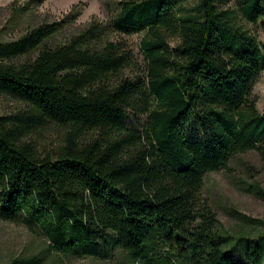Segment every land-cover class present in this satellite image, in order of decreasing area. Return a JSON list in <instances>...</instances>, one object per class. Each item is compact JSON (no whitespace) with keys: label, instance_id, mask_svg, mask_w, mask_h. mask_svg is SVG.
I'll list each match as a JSON object with an SVG mask.
<instances>
[{"label":"trees","instance_id":"obj_1","mask_svg":"<svg viewBox=\"0 0 264 264\" xmlns=\"http://www.w3.org/2000/svg\"><path fill=\"white\" fill-rule=\"evenodd\" d=\"M62 24L0 41V93L29 108L0 116V219L66 257L264 264V234L223 230L202 195L236 156L264 160V41L246 27L264 33V0H121L110 24L58 41ZM140 33L143 69L112 37ZM47 124L67 134L41 158L26 140Z\"/></svg>","mask_w":264,"mask_h":264},{"label":"rangeland","instance_id":"obj_2","mask_svg":"<svg viewBox=\"0 0 264 264\" xmlns=\"http://www.w3.org/2000/svg\"><path fill=\"white\" fill-rule=\"evenodd\" d=\"M0 0V41H11L45 22L62 21L63 30L58 41H64L82 31L90 22L97 20L104 25L120 11L121 0ZM30 2L28 8L26 3ZM193 3H189L191 6ZM260 41L263 31L247 24ZM144 34L112 36L121 40L135 54L139 68H145L141 50ZM138 70V69H136ZM129 74L132 71L128 72ZM257 109L264 113V72L253 91ZM29 109L28 105L12 96L0 93V116L13 115ZM67 128L47 124L33 130L26 142L36 155L54 156L64 145ZM264 160L259 152L250 151L236 156L228 170L209 174L205 179L203 198L211 205L223 230L231 234L247 232L264 234ZM131 264L121 249L109 251L107 258L66 257L49 248V241L35 227L25 221L0 219V264ZM157 260V259H156ZM154 264H159L154 262Z\"/></svg>","mask_w":264,"mask_h":264}]
</instances>
